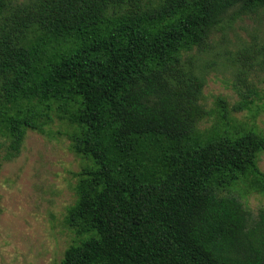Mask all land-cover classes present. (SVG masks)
Instances as JSON below:
<instances>
[{"label": "trees", "instance_id": "1", "mask_svg": "<svg viewBox=\"0 0 264 264\" xmlns=\"http://www.w3.org/2000/svg\"><path fill=\"white\" fill-rule=\"evenodd\" d=\"M264 0H0V151L65 137L83 162L56 264H264V43L238 53L239 101L202 104V55L224 18ZM204 63V64H203ZM210 121L208 127H202ZM58 124L62 130L49 131Z\"/></svg>", "mask_w": 264, "mask_h": 264}, {"label": "rangeland", "instance_id": "2", "mask_svg": "<svg viewBox=\"0 0 264 264\" xmlns=\"http://www.w3.org/2000/svg\"><path fill=\"white\" fill-rule=\"evenodd\" d=\"M28 2L10 0V6ZM254 43H264V11L242 17L229 13L213 32L202 55L204 63L212 64L204 71L201 104L206 110H213L217 99L225 100L229 108L239 101L234 89L236 71L242 66L238 53ZM249 75L258 91H264V73L255 67ZM233 116L254 124L264 135V113L254 121L245 110ZM209 125L204 121L202 127ZM58 130L62 127L55 124L49 131L54 135ZM5 156L6 147L0 151V264L59 263L73 240L64 219L75 201V175L82 160L69 151L65 137L49 139L31 131L18 157L6 161ZM258 168L264 173V153ZM242 202L253 219L264 208V197L258 194Z\"/></svg>", "mask_w": 264, "mask_h": 264}]
</instances>
